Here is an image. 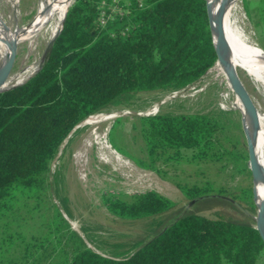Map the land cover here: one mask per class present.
I'll list each match as a JSON object with an SVG mask.
<instances>
[{"label": "trees", "instance_id": "1", "mask_svg": "<svg viewBox=\"0 0 264 264\" xmlns=\"http://www.w3.org/2000/svg\"><path fill=\"white\" fill-rule=\"evenodd\" d=\"M217 60L207 0H74L39 69L24 81L32 65L20 73L23 83L0 91V210L16 187L49 181L61 146L87 117L126 93L196 83ZM118 124L111 138L127 154L115 140ZM131 130L143 140L144 154L133 157L140 167L160 171L159 160L178 161L191 152L196 161L251 177L237 109L137 115ZM177 183L192 198L227 195L213 184ZM251 190L252 184L245 192ZM67 201L63 196L62 206ZM107 203L117 215L132 218L175 205L151 189L111 196ZM57 214L60 264H259L264 257L254 224L222 214L186 212L113 255L89 246L60 209Z\"/></svg>", "mask_w": 264, "mask_h": 264}, {"label": "rangeland", "instance_id": "2", "mask_svg": "<svg viewBox=\"0 0 264 264\" xmlns=\"http://www.w3.org/2000/svg\"><path fill=\"white\" fill-rule=\"evenodd\" d=\"M38 2L16 0L13 7L0 4V14L7 17L12 25L21 27L35 17ZM239 5L236 27L244 37L264 50V0H239ZM48 42L47 36L39 35L32 50L27 42L19 44L10 73L16 74L29 65L38 67ZM213 67L196 83L178 90L126 93L89 116L102 119L113 114L112 117L94 125L84 123L87 117L78 124L53 160L49 181L43 186L16 187L5 207L0 210V264H60L64 254L56 241L58 209L89 246L106 255L129 251L134 243L147 240L178 216L190 211L210 217L222 214L255 224L253 214H258V205L253 196V181L244 172L222 171L214 163L196 161L191 157V152L178 161L159 160L160 171L140 167L133 158L144 154L142 138L134 137L131 130L137 115L168 110L208 111L219 106L239 110L242 120L245 115L236 104L239 100L236 99V92L227 86L226 77L219 75ZM246 70L250 75L259 72V69ZM238 72L257 107L264 111V92L245 71L239 69ZM116 123H119L116 143L127 154L113 144L111 132ZM96 124L99 125V133L105 135L112 148L126 162L114 158L110 161L102 159L103 150L97 143L82 147L83 140ZM240 137L247 149L244 128ZM246 154L248 161V149ZM177 182L201 186L213 184L216 189L223 188L227 195L209 194L192 198ZM250 184L252 190L246 193ZM150 189L168 196L175 201V205L155 215L140 218L119 216L108 207V197L128 196ZM63 196H67L68 206H62ZM259 264H264V257H261Z\"/></svg>", "mask_w": 264, "mask_h": 264}, {"label": "bare ground", "instance_id": "3", "mask_svg": "<svg viewBox=\"0 0 264 264\" xmlns=\"http://www.w3.org/2000/svg\"><path fill=\"white\" fill-rule=\"evenodd\" d=\"M38 1L39 2L35 17L28 24H25L24 26L20 27V26L12 25L7 17H4L3 14L2 15L0 14V65L7 53L8 44L10 43L15 44L17 48L19 44L23 42H27L28 44L27 46L29 47L30 50H32V48H34L33 44L36 41V37H38L39 35L47 36L50 40L60 30L63 17L72 0H38ZM207 1L210 8V15L213 25H216L215 22L218 20V12L220 7L222 5L224 6V12L221 20L218 23V26L222 32V35L224 37V40L226 41V44L230 52L229 54L230 64L232 66L233 65L236 66L237 70L241 69L245 71L249 76L253 78L254 82L258 84L260 90L264 92V50L258 45L249 41L246 37H244L242 32L238 30V27H236V16L238 15V12L240 10L239 0H237L236 3L234 2V0H207ZM233 2L234 4L232 5ZM0 4L12 5L13 7L16 5V0H0ZM31 66L32 65L22 68V70L16 74L10 73L7 79L5 80V82L3 83L2 87L9 86L13 83H20L19 80L22 78L23 75V74L20 75V73L28 70ZM36 67H37L36 65H33L30 68V70L28 71V77L32 72H34ZM250 68L251 70L259 69V72L257 74L250 75L246 70ZM213 70L217 71L219 75H224L226 77L225 79L227 80V84H228L227 86L232 87L227 75V69L224 64L218 63L213 67ZM15 78L17 79L14 82H12ZM236 99H239L236 101V104L237 105L239 104L238 107H241L244 110L247 126L250 129V131L253 132L254 131L253 117L250 116V114L244 109L243 104L237 94H236ZM258 110H259V115H258L259 128L257 130V138H256V162L258 167L264 171V111H262L259 107ZM112 116L113 114H110L104 118L102 117V119L88 117L84 121V123H93L94 125V123H98L99 121L110 118ZM98 127H99L98 124L94 126L92 131L83 140L82 147L87 148L88 145L91 146V144L97 143L101 151L103 150L102 152L104 155H102L101 157L102 159L106 161H110L114 158L118 161L126 162V160L123 159L122 155L112 148L111 144L105 138V135L99 133ZM107 153L111 156L109 157ZM253 216L259 218V220L261 221L264 227V180L262 181V184L259 186L258 214H253Z\"/></svg>", "mask_w": 264, "mask_h": 264}, {"label": "water", "instance_id": "4", "mask_svg": "<svg viewBox=\"0 0 264 264\" xmlns=\"http://www.w3.org/2000/svg\"><path fill=\"white\" fill-rule=\"evenodd\" d=\"M73 1L74 0H72L70 2L69 6L71 5V3ZM207 4H208V1H207ZM69 6H68V8H69ZM68 8H67L66 13L63 17L60 30L49 40L42 57H40V64H42L44 62V60H45V58H46V56L50 50V47L52 46L53 42L55 41L58 34L62 30L64 20H65L66 15H67ZM223 12H224V6L222 5L219 9V12H218V20L215 22L216 25H213L212 20H211V15H210V8L208 5V14H209V18H210V27H211V32H212L213 45H214V48H215V51H216V54L218 57L217 62L225 65V67L227 69V75H228V78H229V81H230V84H231L233 90L236 92V94L240 98L244 109L254 119V131L253 132L250 131V129L247 126L246 116H244L242 118V122H243L244 132L246 135V140H247V149H248L247 164H248V168L250 170L252 181H253V196H257L259 194V186L262 184V181L264 180V171L258 167L257 162H256V138H257V130L259 128V118H258L259 117L258 116L259 110H258V107H257L256 103L254 102L249 90L247 89L246 85L243 83L236 66H234V65L232 66L229 62L230 52H229L228 46L226 44V41L224 40L222 32L218 26V23L222 18ZM15 54H16V45L13 43L8 44L7 53H6L5 57L3 58L1 65H0V91L7 89V88H10L16 84H19V83H13L9 86L2 87L3 83L5 82V80L7 79V77L9 76V74L11 72L13 62L15 60ZM38 69H39V66L37 67L36 71ZM23 82H20V83H23ZM239 108L243 111V113L245 115L244 110L241 107H239ZM254 219L256 222V224H254V226L258 229L262 239L264 240V227H263L261 221L259 220V218L254 217Z\"/></svg>", "mask_w": 264, "mask_h": 264}, {"label": "built area", "instance_id": "5", "mask_svg": "<svg viewBox=\"0 0 264 264\" xmlns=\"http://www.w3.org/2000/svg\"><path fill=\"white\" fill-rule=\"evenodd\" d=\"M101 22H102V23L105 22V16H104V14H103L102 17H101ZM177 90H178V89H177Z\"/></svg>", "mask_w": 264, "mask_h": 264}]
</instances>
